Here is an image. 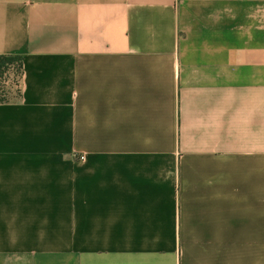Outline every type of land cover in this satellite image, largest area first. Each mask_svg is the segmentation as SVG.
<instances>
[{
  "label": "crops",
  "instance_id": "crops-1",
  "mask_svg": "<svg viewBox=\"0 0 264 264\" xmlns=\"http://www.w3.org/2000/svg\"><path fill=\"white\" fill-rule=\"evenodd\" d=\"M0 55V264H264V0H0Z\"/></svg>",
  "mask_w": 264,
  "mask_h": 264
},
{
  "label": "trees",
  "instance_id": "trees-1",
  "mask_svg": "<svg viewBox=\"0 0 264 264\" xmlns=\"http://www.w3.org/2000/svg\"><path fill=\"white\" fill-rule=\"evenodd\" d=\"M13 74L18 80L11 88L6 87V77ZM23 59L20 55H0V104L14 103L21 99Z\"/></svg>",
  "mask_w": 264,
  "mask_h": 264
},
{
  "label": "rangeland",
  "instance_id": "rangeland-1",
  "mask_svg": "<svg viewBox=\"0 0 264 264\" xmlns=\"http://www.w3.org/2000/svg\"><path fill=\"white\" fill-rule=\"evenodd\" d=\"M13 70L12 72L6 77V87L7 88H11V86H13V84H17L18 80L15 78L14 74H13Z\"/></svg>",
  "mask_w": 264,
  "mask_h": 264
},
{
  "label": "built area",
  "instance_id": "built-area-1",
  "mask_svg": "<svg viewBox=\"0 0 264 264\" xmlns=\"http://www.w3.org/2000/svg\"><path fill=\"white\" fill-rule=\"evenodd\" d=\"M79 160L83 162L85 160V156H81Z\"/></svg>",
  "mask_w": 264,
  "mask_h": 264
}]
</instances>
